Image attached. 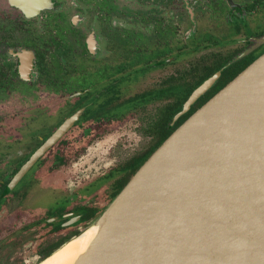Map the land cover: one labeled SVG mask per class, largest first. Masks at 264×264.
<instances>
[{"label": "flooded vegetation", "instance_id": "obj_1", "mask_svg": "<svg viewBox=\"0 0 264 264\" xmlns=\"http://www.w3.org/2000/svg\"><path fill=\"white\" fill-rule=\"evenodd\" d=\"M262 36L264 0H0V101L15 96L21 86L37 99L12 107V122L8 116L0 119V234L5 233L0 264H26L27 250L41 254V260L77 233L97 208L96 200L78 190L84 181L106 178L108 200L131 167L186 118L173 121L195 88L233 61L190 114L253 60L259 48L249 49ZM123 83L130 89L120 91ZM83 106L73 126L9 190L17 172ZM51 108L60 121L40 135L39 114ZM73 130L77 133L64 140ZM135 131L144 141L133 143ZM135 144L141 147L122 160L103 158L106 145L128 151ZM94 155L105 168L90 164L85 174H75L70 166ZM35 169L64 185L57 208L39 213L33 206L46 186L38 193L16 191ZM64 170L70 171L65 175ZM71 177L73 191L67 184ZM49 190L60 196L55 185ZM12 213L20 226L7 228L6 215ZM10 245L25 251L12 259L3 254Z\"/></svg>", "mask_w": 264, "mask_h": 264}, {"label": "water", "instance_id": "obj_2", "mask_svg": "<svg viewBox=\"0 0 264 264\" xmlns=\"http://www.w3.org/2000/svg\"><path fill=\"white\" fill-rule=\"evenodd\" d=\"M256 47L253 60L199 104L77 234L34 264L93 222L99 231L75 264H264V36L249 50ZM232 63L200 83L173 121ZM84 109L50 135L9 190Z\"/></svg>", "mask_w": 264, "mask_h": 264}, {"label": "rangeland", "instance_id": "obj_3", "mask_svg": "<svg viewBox=\"0 0 264 264\" xmlns=\"http://www.w3.org/2000/svg\"><path fill=\"white\" fill-rule=\"evenodd\" d=\"M222 30H217V32H220ZM151 72V70L146 71V73ZM131 82H135V81H131ZM130 89L129 84L127 83H123L120 86V91H125ZM31 89H26V86H21L18 91L17 94L11 98H4L2 101H0V119L1 117H7L6 119H8V123L12 122L14 120V116L11 115V112H15L16 110H14L12 107H16L18 105H22V104H28V103H33L35 102L37 99L30 95V91ZM174 91L180 90V88H174ZM24 97V98H23ZM10 110V111H9ZM152 109H147V112H152ZM8 111L9 114L4 113ZM152 116V113L150 114ZM13 117V118H12ZM4 119V120H6ZM60 121V114L57 111L56 108H51L50 112L48 110H45L43 113L39 114V118H38V132L40 133V135L44 134L46 130L52 129L53 127H55V125ZM85 119L82 121V124L85 123ZM1 123V121H0ZM79 127L77 126V129ZM124 132V131H122ZM77 133V130H73L69 135H67L64 140L69 141L70 138L72 136H74ZM121 133V132H120ZM140 131H135L134 134V141L133 143H135V141H137L138 143L141 141H144V136L139 135ZM133 139V138H132ZM130 139V143L131 140ZM62 142V141H61ZM128 144V143H127ZM121 145V143H120ZM141 147L138 144L135 145H131L128 148V151H124L125 146H122L121 148H118L116 151H112V149H114V147H109V146H105L103 148V158L105 159L106 157H112L113 159H124L126 158V154H132L133 150H136L137 148ZM98 150V149H97ZM97 150H95L93 153H95ZM109 150V151H108ZM90 154V155H93ZM89 157V158H88ZM87 158H83V159H79L77 162L75 161L70 167L72 169H77L76 173L81 172V174H85L84 171L85 169L90 167V164H92L91 166H95L97 165L98 168H105L103 167L105 164L104 163H96L98 160V157L96 158L95 161V155L94 156H88ZM110 159V158H109ZM96 163V164H95ZM66 170V169H65ZM63 172V174L66 175L67 172L69 171H65ZM68 170V169H67ZM93 171H95V168L93 169ZM7 172V169L4 171ZM86 172V171H85ZM8 174V172L6 173ZM49 173H44V172H40L39 170H33V173H30L28 175V177H26V179L19 185L18 189H16L17 192H21L22 194H25L27 191L30 192L31 190H37L35 192H42V188H44V186H46V191L39 195L36 200L34 198V204L33 206L35 208H39V213H43V211H45L46 209H55L59 206V204H61L63 202L64 197H62V195L64 194V185L61 183L60 178L55 177V175L53 174H49ZM9 175V174H8ZM49 176V177H47ZM72 177L69 179V182L67 184L70 185L71 190L73 191L75 186V183L71 180ZM55 185L57 187V189L59 190L60 196H57L56 193H54V191H50L49 188ZM107 179L106 178H102V179H98V178H94V179H88L86 181H84V183L82 184V186L78 189L79 191H83L85 192V196L84 198L86 199H94L96 200V206L102 205L103 201H105L104 195H105V191L107 189ZM42 189V190H41ZM72 197H74V195H72ZM7 219L11 220L10 225H7V228H15L17 226L20 225H16V219L15 216L12 214L6 215ZM15 224V225H14ZM82 227V226H81ZM79 227V228H81ZM7 232V229H6ZM5 235L4 232H2L0 234V239ZM28 249V247L26 248ZM25 250L21 247H16V249L14 248L13 245H10L9 247H7L6 249L3 250V254H11L12 259L16 258L17 254H21L23 253ZM25 263L26 264H34L35 262L39 261L41 254L37 255L34 254L32 250H27L25 252ZM16 256V257H15ZM12 259H9L10 261H12Z\"/></svg>", "mask_w": 264, "mask_h": 264}, {"label": "bare ground", "instance_id": "obj_4", "mask_svg": "<svg viewBox=\"0 0 264 264\" xmlns=\"http://www.w3.org/2000/svg\"><path fill=\"white\" fill-rule=\"evenodd\" d=\"M98 222H93L84 229L79 235L74 236L69 242L61 246L51 256L43 260L40 264H75L82 256L99 231ZM38 264V263H37Z\"/></svg>", "mask_w": 264, "mask_h": 264}, {"label": "trees", "instance_id": "obj_5", "mask_svg": "<svg viewBox=\"0 0 264 264\" xmlns=\"http://www.w3.org/2000/svg\"><path fill=\"white\" fill-rule=\"evenodd\" d=\"M239 72V71H238ZM237 72V73H238ZM236 73V74H237ZM235 74V75H236ZM234 77V76H233ZM232 77V78H233ZM208 98H205V99H203L202 101H200L199 102V104H201L202 102H204L205 100H207ZM190 113H188V114H186L184 117H188V115H189ZM186 118H183L182 119V121L184 120V119H186ZM165 140V139H164ZM162 142H160L159 144H157L156 146H154L150 151H149V153L147 154V155H145L143 158H141L140 160H139V162L137 163V164H135V165H133L132 167H131V171H130V173H131V175L142 165V163H144V161L150 156V154L158 147V145H160ZM131 175L130 176H128L125 180H124V183H122L121 185H120V187L117 189V191L114 193V194H112L111 195V197L110 198H108V200H110V199H112L120 190H121V188L127 183V181L130 179V177H131ZM95 210L96 209H93V210H90L89 211V215H88V217H87V219L84 221V225L85 224H87V221H89L93 216H94V213H95ZM79 232V231H78ZM77 232V233H78ZM77 233H75V234H77ZM75 234H73V235H75ZM73 235H69V236H66L65 238H64V241L67 239V238H69V237H71V236H73ZM63 243V242H62ZM62 243H59L55 248H57V247H59Z\"/></svg>", "mask_w": 264, "mask_h": 264}]
</instances>
